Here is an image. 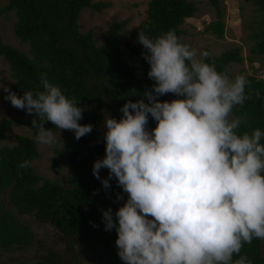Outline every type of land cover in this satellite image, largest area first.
Here are the masks:
<instances>
[{"label": "clouds", "instance_id": "1", "mask_svg": "<svg viewBox=\"0 0 264 264\" xmlns=\"http://www.w3.org/2000/svg\"><path fill=\"white\" fill-rule=\"evenodd\" d=\"M136 42L153 83L121 106L119 119L103 113L105 155L92 167L105 191L112 180L122 190L115 212L100 209L104 230L116 232L118 257L123 264H252L240 253L254 238L264 240V132L240 133V118H230L251 98L249 81L217 71L206 62L210 53L172 30L154 38L141 31ZM40 88L18 96L0 86L12 107L32 117L38 144L64 148L46 123L77 141L92 132L91 123H79L86 109L46 74ZM168 94L175 98L159 99Z\"/></svg>", "mask_w": 264, "mask_h": 264}, {"label": "trees", "instance_id": "2", "mask_svg": "<svg viewBox=\"0 0 264 264\" xmlns=\"http://www.w3.org/2000/svg\"><path fill=\"white\" fill-rule=\"evenodd\" d=\"M207 1L216 17L205 25L204 32L223 39L226 23L222 1ZM246 1L255 5L259 17V30L250 35L254 40L250 53L264 56V0ZM110 6L109 1L92 0H8L2 7L3 11H14L17 18L14 34L20 43L29 46L30 54L4 43L0 35V56L8 63L14 80L8 88L18 96L25 91L35 93L42 90L40 77L46 74L68 98H75L78 106L86 109L79 123H91L93 130L78 141L74 138L65 142L62 151L56 148L50 159L51 168L71 170L69 187L63 186L58 178H44L36 172L32 161L40 154L34 137L20 135L16 144L0 147V252L33 242L34 231L18 218V215L33 214L39 222H48L69 236L70 244L75 240L85 253L97 252L99 264H123L117 255L116 232L104 230L100 211L111 207L115 212L123 203L115 201L116 194L122 190L112 180L111 188L105 191L92 174L93 162L105 155L100 123L104 112L119 119L121 106L129 99L135 102L142 98V93L153 83L147 76L150 66L142 56L143 46L136 42L138 32L143 31L154 38L172 30L180 39L181 24L195 14L197 7L190 0H149L146 17L133 28L130 41H123L119 35L128 20H113L103 42L97 45L92 30L80 31V12L84 8L101 12ZM240 51V47L226 49L219 55L207 51L210 57L206 62H214L217 71L228 75L227 69L233 63H242ZM129 57L136 62L129 64ZM249 60L253 61V58ZM237 75H244L249 81L245 94L251 97L242 106L233 108L231 115L241 120L238 131L251 134L259 128L264 132V78ZM4 95L2 91L1 96ZM174 98L173 94H168L159 99ZM19 111L23 112V119L31 128L32 117L24 110ZM20 124L18 119H3L0 141L13 125ZM154 126L155 122L150 118L149 127ZM45 127L53 128V132L58 130L51 123H46ZM31 130L35 135V130ZM261 143L264 144V137ZM24 161L29 162L27 168L20 167ZM100 175L106 178L108 170L101 169ZM7 192L17 213L6 209L1 196ZM240 254L247 255L252 264H264V240L254 238L251 244L243 245ZM50 263L56 264L53 255H49L46 262L38 259L34 264Z\"/></svg>", "mask_w": 264, "mask_h": 264}, {"label": "rangeland", "instance_id": "3", "mask_svg": "<svg viewBox=\"0 0 264 264\" xmlns=\"http://www.w3.org/2000/svg\"><path fill=\"white\" fill-rule=\"evenodd\" d=\"M8 0H0V35L4 43L16 47L29 56V46L20 43L19 39L14 34V24L17 20L14 11H3L2 7L6 5ZM109 1L111 6L97 12L90 8H84L80 12L78 22L80 24V31L86 33L92 30L93 38L97 45L103 42L104 36L108 29V25L113 20L127 19V25L120 31V38L123 41H130V33L145 17L146 9L149 0H92ZM195 2L197 11L192 17L185 18L180 28L183 33L180 35L182 43L194 48L198 53L210 52L213 55H219L226 49L232 47H240V55L243 57L242 63H233L228 69V76L232 79L239 73L245 75H254L256 77L264 78V56L252 55L250 48L254 42L251 34L259 30V17L255 5L246 0H221L224 6V21L226 23V30L223 39H217L214 35L205 33L204 27L207 23L214 20L215 10L208 4L207 0H190ZM249 58H253L250 61ZM129 64H134L136 61L132 57L128 59ZM14 80L10 76V69L7 62L0 56V86L8 87ZM0 90V122L3 119H18L21 121L20 125H13L5 135V138L0 141V147L3 145L12 146L17 143L20 135L34 137L27 120L23 119V112L12 107L10 102L1 96ZM105 113V112H104ZM107 115V113H105ZM230 118H233L231 115ZM104 119V115H103ZM103 119L100 123V130L102 131ZM59 140L61 135L63 144L67 141L74 139V133L71 131L59 129L54 132ZM39 158L32 161L37 173L44 178L56 179L58 178L61 184L69 187V176L72 173L68 168L57 170L51 168V157L55 154V149L60 148L49 147L41 145L36 142ZM6 209L17 213L16 208L9 202V193H4L2 196ZM20 221L29 226L34 231V240L26 246H15L11 251L1 252L3 255L0 260L10 264V258L20 260L24 263L33 264L39 257H44L47 250H53L63 253L65 249L62 240L60 242L59 234L56 232L55 227L50 223H42L35 219L33 214L18 215ZM74 244V243H73ZM14 247V246H13ZM62 255V254H61ZM38 260V259H37ZM82 264H86L82 262Z\"/></svg>", "mask_w": 264, "mask_h": 264}, {"label": "flooded vegetation", "instance_id": "4", "mask_svg": "<svg viewBox=\"0 0 264 264\" xmlns=\"http://www.w3.org/2000/svg\"><path fill=\"white\" fill-rule=\"evenodd\" d=\"M55 229H56V232L59 234L60 242L62 240H65L63 242V246L65 248L63 250V253H61V251L59 253L57 251L47 250L46 251V255L44 257H39L37 259L43 260V261L46 262L48 260V256L49 255H53L55 257L56 264H82V262H85L86 264H99L97 252H95V253H85L83 251V249L79 246V244L75 240H73L74 244H70L69 236H67L66 234L61 233L57 228H55ZM14 250H16V249H14ZM2 252H4V251H2ZM2 256L3 255L0 252V258ZM9 258H10L9 259L10 260V264L15 263V262L24 263L23 261L14 260L11 257H9ZM35 262H33V264ZM0 264H7V263L5 262V260L4 261L0 260ZM26 264H28V263H26ZM50 264H52V263H50Z\"/></svg>", "mask_w": 264, "mask_h": 264}]
</instances>
